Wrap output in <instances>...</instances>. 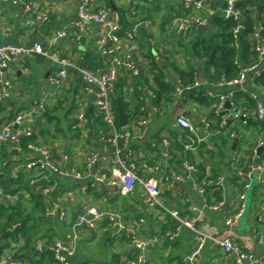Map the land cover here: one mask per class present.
I'll use <instances>...</instances> for the list:
<instances>
[{
    "label": "crops",
    "instance_id": "crops-1",
    "mask_svg": "<svg viewBox=\"0 0 264 264\" xmlns=\"http://www.w3.org/2000/svg\"><path fill=\"white\" fill-rule=\"evenodd\" d=\"M105 1L101 0V3L104 6L108 4V9L118 16L122 35H136L133 41L122 40L115 49V55H103V50L110 44H107L106 31L100 24H85V33L76 28L79 22V0H23L19 4L6 0L2 6L0 21V45L31 46L37 40L47 47L52 35L60 30H67L68 38L57 45V50L74 64L89 70H106L114 65L113 59L117 56L139 69L142 64H147V47L139 44L137 40L144 36L143 24L150 21V31L154 41L158 42L159 53L154 51V56L162 65H165L162 58L165 54L171 58L176 53L171 61H176L180 66H185L188 60L193 59L182 49L183 44H177L182 33L176 28L175 19L178 17L179 6L187 5L186 0H161L157 4L144 1L135 4L132 0ZM222 1L225 3V0ZM34 2L43 6L49 18L42 25L27 27L25 8ZM205 29H212V23H208ZM195 63L199 75L197 84L190 90L181 86L177 76L166 65L163 67L166 69L167 79L182 92L176 95L174 102L168 107V114L162 116L153 106L152 96L147 95L148 116L144 119L147 122L143 125V120H128V126L124 128L128 134L124 152L126 156L131 154L142 178L158 179L160 201L166 210L177 211L182 216L200 215L201 231L210 229L221 234L224 231L225 217L237 207L242 193V187L237 181L240 171L234 168V164L241 160H250L253 168L264 166V158L260 161L264 156V134L260 133V127L248 124L247 129H244L240 125L243 123L247 126L246 120L255 118L256 101L264 103V89L255 83V78L264 71V62L248 72L240 85L210 82L205 76L204 63ZM55 70L57 66H52L40 55L18 59L7 70L13 92L9 97L0 100V108H3L0 111L1 119L15 118L29 112L37 102H48L49 112L46 115L43 114L38 119L29 118L23 124L12 127L13 131L20 132L41 128L42 133L37 141L54 152L57 163L68 173L65 178L57 175L50 177L52 184L45 188L49 190L47 219L41 232L53 237L52 241L71 242L76 237V254L71 259L73 264H125L136 253L132 246L133 233L136 238L150 242L149 264H187L186 257L197 247V236L193 231L186 227L177 229V221L162 208L146 211L142 202L144 189L141 186H137L132 194L123 196L118 193L117 188L94 182L99 174L112 169L114 150L100 132L101 128L96 122L100 113L93 104V94L85 89L79 72L70 69L63 92L56 95V88L50 82L51 74ZM123 70L127 71L119 69V72ZM231 94L233 97L230 98ZM194 96L201 97L202 100L193 98ZM221 96L226 101L230 99L236 112L231 108H224L226 101L222 108L218 106ZM247 96L254 100V107L248 106L245 101ZM92 109L95 110V118L94 115H90V118L87 116V111ZM212 109L221 114V123L210 116ZM79 111L86 114L88 132L89 125L94 126V138H89L88 134L84 136L85 132L79 124L75 125V122L78 123L76 115ZM179 116L187 117L194 124L197 136L202 139L193 149L185 148L189 143V133L178 125ZM12 122L0 125V133L4 126ZM227 123L231 124L230 129L235 126L239 129L238 134L232 133L231 139L224 143L219 127L224 128ZM228 131L226 129L223 135L227 136ZM261 147L263 151L259 157L258 150ZM91 150L100 153L101 161L88 167L85 156ZM32 156L27 154L20 163ZM185 162L193 164L198 170H204L207 176L216 168L224 170L222 208L209 207L205 195L200 194L191 180L185 177ZM78 172H82L83 179L76 178ZM244 202L246 211L235 229L236 237L245 238V251L254 255V262L248 264H264V241H259L261 236L264 238V171L255 169L252 186ZM51 207H57L66 213L63 223L57 217L47 216ZM89 207H97L104 214L95 231L75 223L76 215ZM112 212L118 215L124 226L117 234L109 216ZM7 224L10 221L4 227H8ZM169 233H176V237L173 240L165 238ZM47 241L39 240L36 248ZM10 253L7 252L8 256H11ZM23 260L25 264H32L28 258ZM196 264H235V259L207 242L197 256Z\"/></svg>",
    "mask_w": 264,
    "mask_h": 264
},
{
    "label": "built area",
    "instance_id": "built-area-1",
    "mask_svg": "<svg viewBox=\"0 0 264 264\" xmlns=\"http://www.w3.org/2000/svg\"><path fill=\"white\" fill-rule=\"evenodd\" d=\"M6 0H0V21L2 15V6ZM13 4H19L23 0H10ZM137 4L138 1H144L152 3L155 0H132ZM186 4L190 6L191 1L186 0ZM226 8L224 15L226 18H234L238 20L241 16V12L237 7V0H225ZM203 0H199L193 3L195 10L203 9ZM26 21L25 25L31 27L34 25L44 24L49 16L48 12L43 8L39 2L28 4L25 8ZM78 18L79 22L76 28L82 32H86L85 24L98 23L106 31V42L110 44L109 47L103 50V55H115V49L122 40L133 41L136 37L135 33L128 34L126 36L122 34V28L119 22V18L116 14L112 13L110 9L106 8L101 0H79L78 3ZM175 25L178 31L182 34H186L193 25L204 28L208 25L206 18L196 17L194 15L177 17L175 19ZM145 30H150L152 24L150 21H146L143 24ZM67 30H60L52 35L48 42L47 47H44L40 43H35L33 46H13V45H0V100H3L11 95L13 92V84L7 78V70L9 65L16 62L22 57H29L34 55H40L46 62L52 66H57V70L52 72L50 77L51 84L56 88V95H60L65 88L66 80L69 77V70H75L79 72L85 89L93 94V104L103 118L104 123L109 127L112 137L108 140L111 148L114 150L113 167L109 172H102L99 174L94 182L97 184L117 188L118 193L125 196L132 194L137 186H141L144 189L142 196V202L146 208V211H152L159 207L164 210L162 202L160 201V188L159 181L156 178L144 179L138 173L136 163L132 160L131 154L125 155V144L128 141V134L124 129L119 130V123L117 122V116L114 108V98L116 95V82L121 75L119 69H126L137 73V67L131 62L122 61L117 56L114 57V65L109 69H97L89 70L80 67L68 59L64 58L57 50V45L63 40L68 38ZM258 36V35H257ZM259 52L264 54V47L259 46L257 48ZM259 65H255L250 69H246L239 78L226 82L221 81L228 85H240L244 82L246 74ZM192 87H187L190 90ZM182 90L177 89V94H180ZM233 95H230V98ZM230 100V99H229ZM226 99L221 96L218 102V106L222 108ZM48 105L47 100L37 102L33 105L31 110L17 115L13 122L4 126L0 133V146L8 144L16 146L19 144L23 137H31L32 129L24 131H13L12 127L23 124L29 118H41ZM254 115L257 120H264V103L256 101ZM78 124L85 132L84 136L88 134V122L84 111L77 113ZM245 115L243 116V119ZM146 120L142 121V124H146ZM177 123L189 133V143L185 146L186 149H193L199 144L202 139L197 136V132L194 124L185 116H179ZM124 143V147L121 143ZM28 149L31 152V158L25 162L13 165L10 168L9 176L11 179H18L23 172H28L31 175L30 184L32 186L37 185L42 180H49L52 175L65 178L68 173L63 170L55 159L54 153L51 149L42 146L39 143H29ZM35 156V157H34ZM100 153L95 150H91L85 156V162L88 167L92 164L99 163ZM264 171L263 165H258L256 168L249 166L245 170L239 172V176L244 179L245 184L242 187V193L240 195V201L237 207L224 219V231L221 234L214 232L210 229L201 231L199 228L200 215L197 216H182L179 212L174 210H166L176 221L177 229L186 227L193 231L197 236V247L186 257L187 264H196V259L199 253L202 251L204 245L207 242H211L215 247L221 249L225 254L232 255L235 259V264H248L254 262V255L245 251L244 245L247 243L245 238H237L235 229L239 225L242 217L245 214V198L247 192L251 189L254 171ZM184 170L186 178L191 180L194 188L202 195L205 193L204 187L200 185L196 175L199 173L197 167L189 162L184 163ZM76 178L83 179L82 172H78ZM217 184L224 189L225 179L224 176H220L217 180ZM42 193L47 197L49 195L48 189H43ZM11 197L8 196L3 187L0 185V208ZM208 204V203H207ZM209 205V204H208ZM224 206V201H219L214 205H209L210 208L217 209ZM47 216L57 217L58 221L63 223L66 219V213L60 211L57 207H51L47 211ZM112 219L113 227L116 228L115 234L124 229L122 222L116 213L109 214ZM104 214L97 207H89L84 211L78 213L75 217V223L77 226L86 227L91 231H95L98 228L99 223L102 221ZM144 220H141L143 222ZM170 240L176 237V233H169L164 236ZM132 246L135 249V255L133 258L127 260L125 264H149L148 261V248L150 246L149 241H143L135 237L133 233ZM259 241H264L263 236L259 238ZM76 237L71 242H64L57 240L55 242L46 244H39L37 246L38 251L48 249L54 252L55 259L59 264H73L71 259L76 254ZM15 252L11 251L10 255H5L0 259V264H25L22 258H15Z\"/></svg>",
    "mask_w": 264,
    "mask_h": 264
},
{
    "label": "trees",
    "instance_id": "trees-1",
    "mask_svg": "<svg viewBox=\"0 0 264 264\" xmlns=\"http://www.w3.org/2000/svg\"><path fill=\"white\" fill-rule=\"evenodd\" d=\"M160 1L155 0L154 2L157 4ZM193 3L190 6H179L177 16L194 15L206 18L208 23H212V29L206 30L205 27L200 28L193 25L186 34H180L177 44H183L182 49H185L188 55L190 54L193 58L188 60L185 66L171 61L176 53H172L171 58H168L166 54L162 57L166 67L177 76L181 86L194 87L197 84L199 71L195 61L204 63L205 76L210 82L233 81L239 78L246 69L264 62V54L257 50L259 46L264 47V0H237V4L241 5L238 7L241 12L238 20L225 17L226 5L222 0H203L204 6L201 10H195ZM108 7L107 4L106 8ZM137 41L147 47L145 56L147 64H142L136 74L130 70L121 72L116 82V95L113 102L117 122L116 104L118 99L122 102L130 121H142L148 116V94L152 96L153 106L162 116L168 114V107L174 102L179 88L167 79L166 69L154 56V51L159 53L158 42L154 41L151 31L145 30L144 36H141ZM255 83L264 89V71L255 78ZM193 98L202 100L201 97L194 96ZM235 101L238 102L237 98ZM245 101L248 106L254 107V100L248 96ZM209 106H211L210 103ZM1 110L3 108H0ZM48 112L47 106L44 115ZM90 115H94L95 118L94 109L87 111V116ZM210 116L221 123V114L216 113V109H212ZM13 120V117L0 118V125ZM96 122L107 142L112 137L109 127L104 123L100 114L96 117ZM246 122L247 126L243 123L240 124L242 128L247 129L248 124H255L260 127V133L264 134V120L257 121L251 117ZM75 125L78 126V123L75 122ZM230 125L227 123L224 128L219 127V134H221L224 143L231 139L232 133L238 134L239 128L235 126L230 129ZM226 129L229 131L227 136H224L223 132ZM119 130L122 129L119 127ZM93 132L94 126L90 127L89 125V138H94ZM32 133L31 137H23L16 146L8 144L0 146V185L11 197L0 208V259L5 253L14 251L15 258H28L32 264H59L53 251L44 249L39 252L36 248L39 240L47 239L46 244L55 242L52 241L53 237L41 232L42 227L46 224L48 206L47 197L42 193V190L52 184L51 178L32 186L30 173L23 172L16 180L11 179L8 174V169L13 164L20 163L27 154H31L28 149L29 143H39L37 140L42 129H34ZM121 146L124 147L123 142ZM263 158L264 156L260 161H263ZM250 164V160H241L234 164V168L241 171L248 168ZM223 172V169L216 168L212 170L210 176H207L204 170L199 169V173L196 175L198 182L205 189L204 195L209 205H214L224 199L223 188L217 184V180L223 176ZM237 181L241 185L240 187L245 184L244 179L240 176H237ZM27 195L30 198L29 201L32 202L30 208L25 206V202L28 201ZM167 217L170 216L167 215ZM9 221V226L4 227Z\"/></svg>",
    "mask_w": 264,
    "mask_h": 264
},
{
    "label": "water",
    "instance_id": "water-1",
    "mask_svg": "<svg viewBox=\"0 0 264 264\" xmlns=\"http://www.w3.org/2000/svg\"><path fill=\"white\" fill-rule=\"evenodd\" d=\"M241 5L238 3L237 4V7H240ZM35 43H37V40L33 41L30 45L33 46ZM163 67H165V65H163ZM224 108L227 110L229 108H231L232 110H234L236 112V110L234 108H232L231 106V102L229 100L226 101L225 103V106ZM116 113L118 115V123H119V127L121 129L125 128L128 126V120H129V117L128 115L125 113L124 111V107H123V104L122 102L118 99L117 100V104H116ZM262 151H263V147H261L259 150H258V156L260 157L261 154H262ZM9 224H7L8 226Z\"/></svg>",
    "mask_w": 264,
    "mask_h": 264
},
{
    "label": "rangeland",
    "instance_id": "rangeland-1",
    "mask_svg": "<svg viewBox=\"0 0 264 264\" xmlns=\"http://www.w3.org/2000/svg\"><path fill=\"white\" fill-rule=\"evenodd\" d=\"M27 197H28V195H27ZM29 200H30V198L28 197V201L25 202V206H26L27 208H30V207L32 206V202L29 201Z\"/></svg>",
    "mask_w": 264,
    "mask_h": 264
}]
</instances>
